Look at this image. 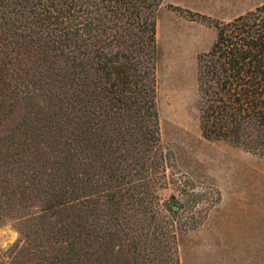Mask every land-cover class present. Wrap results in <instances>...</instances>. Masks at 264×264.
I'll list each match as a JSON object with an SVG mask.
<instances>
[{
	"label": "trees",
	"instance_id": "trees-1",
	"mask_svg": "<svg viewBox=\"0 0 264 264\" xmlns=\"http://www.w3.org/2000/svg\"><path fill=\"white\" fill-rule=\"evenodd\" d=\"M163 0H0V264H179L155 107ZM196 57L201 135L264 158V2ZM163 208V212L160 211Z\"/></svg>",
	"mask_w": 264,
	"mask_h": 264
},
{
	"label": "rangeland",
	"instance_id": "rangeland-1",
	"mask_svg": "<svg viewBox=\"0 0 264 264\" xmlns=\"http://www.w3.org/2000/svg\"><path fill=\"white\" fill-rule=\"evenodd\" d=\"M262 2L163 0L157 10L155 107L165 184L156 194L166 208L180 206L174 219L195 223L176 234L179 264H264V158L204 138L196 109V57L212 43L214 24ZM17 117L3 119L1 132ZM18 239L15 221L0 222V252L11 254Z\"/></svg>",
	"mask_w": 264,
	"mask_h": 264
}]
</instances>
